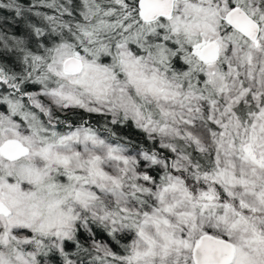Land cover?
<instances>
[{"label": "snow or ice", "instance_id": "snow-or-ice-1", "mask_svg": "<svg viewBox=\"0 0 264 264\" xmlns=\"http://www.w3.org/2000/svg\"><path fill=\"white\" fill-rule=\"evenodd\" d=\"M0 264H264V0H0Z\"/></svg>", "mask_w": 264, "mask_h": 264}]
</instances>
